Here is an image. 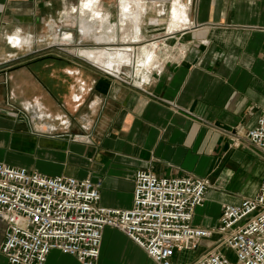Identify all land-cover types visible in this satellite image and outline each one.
I'll list each match as a JSON object with an SVG mask.
<instances>
[{"label": "crops", "instance_id": "obj_1", "mask_svg": "<svg viewBox=\"0 0 264 264\" xmlns=\"http://www.w3.org/2000/svg\"><path fill=\"white\" fill-rule=\"evenodd\" d=\"M84 1L0 0V163L100 182L110 209L131 208L140 170L207 178L193 223L217 226L223 205L264 183V155L245 139L264 108V0H100L99 18ZM17 34L30 45L10 47ZM102 49L104 70L82 54ZM144 60L140 84L124 70ZM110 240L109 252L129 242L141 256L107 229L98 264ZM45 264L80 263L52 251Z\"/></svg>", "mask_w": 264, "mask_h": 264}, {"label": "built area", "instance_id": "obj_2", "mask_svg": "<svg viewBox=\"0 0 264 264\" xmlns=\"http://www.w3.org/2000/svg\"><path fill=\"white\" fill-rule=\"evenodd\" d=\"M192 1L185 0L184 6L191 7ZM16 37L32 41L31 36H8L12 48H17L12 43L19 42ZM124 50L135 67L136 52ZM145 80L140 77V84ZM245 139L264 155V108ZM100 188V182L89 179L48 177L0 163V223L5 227L0 252L7 263L45 264L52 251H59L80 264H98L104 232L110 229L123 234L153 264H179L181 253L205 242L210 247L187 264H264V183L256 197L223 205L213 228L193 223L211 188L207 178H159L140 170L129 209L101 207Z\"/></svg>", "mask_w": 264, "mask_h": 264}, {"label": "rangeland", "instance_id": "obj_3", "mask_svg": "<svg viewBox=\"0 0 264 264\" xmlns=\"http://www.w3.org/2000/svg\"><path fill=\"white\" fill-rule=\"evenodd\" d=\"M93 51L98 52L96 54L92 53L93 58H92V56L90 57L88 51H82V54H84V59H85V57H87L88 59L92 60L93 64H97L103 69L105 64L106 65L108 64V60H105L106 58L103 56V55H105L104 49L93 50ZM144 62H145V60L142 62H139L140 68H136L135 70H133L131 67H129V68L125 69L124 72L125 73L134 72L135 75L138 76L139 78L140 77L144 78V76H146V74L149 73V72H147L148 70H146V68H144V66H143ZM151 71L152 70H150V72ZM112 242H113L112 240L109 241L108 249L104 253V258L106 256H108L107 257V264H153L150 260H148L146 258V256L141 251L138 250L141 253V256L136 255L135 252L133 251L134 247L129 242H127L128 243L127 248L125 249L124 252H122V250L119 249V245L117 243H115V245L117 246L116 249L114 248L113 250H111L109 252V247H110V245H112ZM210 245L211 244L209 242H205V243H202L200 245L199 249H197L195 251H187V252L181 253L177 258L179 264H187V263L194 261L200 254L205 252V249H208L210 247ZM224 253L226 254V257L230 261L235 260V257L230 250H224ZM102 264H103V262H102Z\"/></svg>", "mask_w": 264, "mask_h": 264}, {"label": "bare ground", "instance_id": "obj_4", "mask_svg": "<svg viewBox=\"0 0 264 264\" xmlns=\"http://www.w3.org/2000/svg\"><path fill=\"white\" fill-rule=\"evenodd\" d=\"M98 1L99 0H85V2H83L82 6H81V13L83 15L86 13H89V14H92L93 18H99L100 17L99 13L94 10V8L97 6L96 4ZM122 1H126V0H122ZM178 3L181 4L180 2H178ZM122 5H123V7L128 8V5H126L125 3H123ZM181 5L184 6V4H181ZM84 32H88V30L84 31ZM17 35H19V34H17ZM16 38L19 42H16L15 40H13L12 43L18 49H20L22 46H29L30 45V42L25 40L24 38H21V37H16ZM95 39L98 41L103 40L102 37H95ZM106 56H108V52H107ZM92 58H93V55H92Z\"/></svg>", "mask_w": 264, "mask_h": 264}]
</instances>
